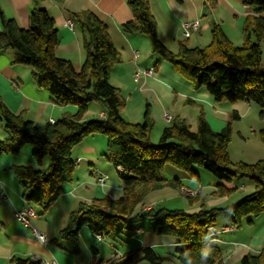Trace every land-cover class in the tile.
<instances>
[{
  "label": "trees",
  "instance_id": "1",
  "mask_svg": "<svg viewBox=\"0 0 264 264\" xmlns=\"http://www.w3.org/2000/svg\"><path fill=\"white\" fill-rule=\"evenodd\" d=\"M30 15L27 30L13 20L2 19L0 52L11 49L15 63L29 66L37 86L49 93L59 107L75 106V114H64L58 121L38 125L22 115L11 113L0 99V120L8 137L0 142V154H18L26 145L35 147L33 165L11 168L24 200L45 213L64 193L75 171L74 148L92 135H103L107 141L106 157L118 172L123 195L108 196L81 203L70 214L59 239L76 241L81 228L92 235L100 234L123 241L146 222L153 224V234L175 238L180 248L172 254H160L150 247L116 256L112 260L94 259L90 264H221L222 250L210 244L218 218L240 229L244 221L264 214V159L254 164L233 163L228 147L232 137V122L215 132L203 113L197 118L193 132L185 120L176 117L164 129L159 145L151 142L153 121L146 113L142 124L126 122L121 113L126 103L119 89L108 80L109 70L121 62V54L111 41L107 27L91 12L72 14L74 26L83 34L85 61L80 72L70 62L60 59L58 31L53 19L38 6ZM215 0H210L214 8ZM245 7L243 43L235 45L220 25L212 24L211 44L205 48H190L179 44L176 53L167 50L157 37V23L151 12L150 0H128L133 19L122 25L127 35H145L154 41V54L176 66L197 89H205L216 103L247 102L260 108L264 119V0H242ZM91 103H99L105 116L85 120ZM232 120H239L237 112ZM264 142V133L261 136ZM44 158L49 164L42 169ZM166 166L181 170L199 179L196 168L212 174L220 183L210 196L231 197L238 188H229L234 179H247L253 191L232 205L207 207L199 203L196 193L186 197L191 209L156 207L144 210L147 197L157 191H182L178 179L168 180ZM193 208V209H192ZM194 209H197L193 211ZM124 242V241H123ZM11 264H41L30 258H12ZM240 264H264V248L249 253Z\"/></svg>",
  "mask_w": 264,
  "mask_h": 264
},
{
  "label": "crops",
  "instance_id": "2",
  "mask_svg": "<svg viewBox=\"0 0 264 264\" xmlns=\"http://www.w3.org/2000/svg\"><path fill=\"white\" fill-rule=\"evenodd\" d=\"M150 1L151 12L157 23V37L171 52L176 53L180 43H185L190 48L209 46L213 23L220 25L227 38L235 45L243 43L245 7L242 0H215L214 8H211L210 0ZM35 4L34 0H0V31L3 29L1 17L13 20L20 29L27 30ZM38 6L55 23L59 42L57 56L70 62L76 72H80L86 56L82 48L83 34L76 26H69L70 16L91 12L107 27L111 41L121 54V62L108 72L109 83L119 89L126 103L121 117L126 122L142 124L147 113L154 121L151 140L160 139L164 129L170 125L164 118L165 114L171 117V121L176 117L184 120L189 115L188 107L195 109L196 103L209 101L208 97L213 100L205 89H197L194 84L191 86L179 77L176 66L165 61L159 62L161 58L153 53L154 41L151 37L127 35L123 32L122 25L133 19L128 0H41ZM196 20L200 22L199 29L193 31L189 38H183L182 24ZM15 58L16 53L11 49L0 52V99L11 113L22 115L38 125L58 121L67 113H76L75 106L55 105L50 94L35 83L31 68L15 63ZM148 71L152 73L145 74ZM94 104L89 105L85 120H95L97 113V119L104 118L103 107ZM193 117L195 118L194 113ZM216 117L215 129H223L225 123L222 114H217ZM7 137L3 121L0 120V142ZM34 150V146L26 145L16 155L0 154V264H11L12 258H30L41 264L52 260L59 264H90L94 259L112 260L142 247L153 248L160 254H172L180 248L175 238L155 236L153 224L149 222L125 237L124 242L110 237L99 242L87 227L81 228L76 241L59 239L70 214L77 211L81 203H91L94 199L106 196L112 199L122 197L123 189L118 176L120 170L114 168L106 157L105 136L97 134L87 137L73 150L72 157L76 166L72 182L64 187L63 195L42 213L40 208L24 200L19 183L11 170L14 166L33 165ZM48 164V158H44L41 168H46ZM172 168L165 167L163 176L168 180L178 178L184 184L183 190L164 189L150 194L145 201L144 210L156 207L191 209L187 200L186 203L182 201L183 191L198 194L200 201L194 205L195 208L200 203L207 207L228 206L240 199L237 197L236 200L234 195L229 198L210 196L214 188L208 190L200 175L197 179ZM101 179H104L103 183H100ZM227 186L237 188L234 183ZM177 205L180 208H175ZM26 207H31L36 214L35 217L28 218L29 227L16 218V214ZM195 210L197 209L193 211ZM260 220L264 221V214L247 222L255 225ZM228 225L229 221L218 218L215 228ZM33 230L45 235L47 243L38 242ZM237 231L217 232L209 242L222 250L221 264H240L246 255L257 253L263 247L259 244L250 248L233 235ZM257 237L263 243L264 235L258 234Z\"/></svg>",
  "mask_w": 264,
  "mask_h": 264
},
{
  "label": "rangeland",
  "instance_id": "3",
  "mask_svg": "<svg viewBox=\"0 0 264 264\" xmlns=\"http://www.w3.org/2000/svg\"><path fill=\"white\" fill-rule=\"evenodd\" d=\"M205 47V46H204ZM159 57V56H157ZM164 61L160 59L159 62ZM156 66H158L156 64ZM263 66H264V42H263ZM177 75L186 80L191 86L193 85L187 78H185L178 70ZM201 96V95H200ZM209 101H204L202 103H196L197 107L195 109L192 107H188V113L186 123L190 126L193 132L197 130V118L203 113L206 120L209 122L211 128L215 132H219L222 129H215L217 125L215 121H217V114H222L223 123L228 121L232 122V137L231 142L228 147V153L231 161L233 163L244 162L247 164H254L260 160L264 159V142L261 139L262 134L264 133V119L260 117V108L255 104H248L247 102H237V103H216L210 97H208ZM203 101V100H202ZM94 105L100 106L99 103H95ZM195 114V118L193 117V113ZM217 112V114H216ZM233 112H237L240 116L239 120H232L231 114ZM98 114V113H97ZM96 114L98 118V115ZM153 121V119H150ZM224 125V126H225ZM153 129H154V121H153ZM153 132V130H152ZM152 144L159 145L160 139L151 140ZM167 167V166H166ZM172 167V166H170ZM174 171H178L179 173H185L177 168ZM196 171L202 178V183L211 191V189L215 190V187L220 182L209 172L201 168H196ZM178 179V178H177ZM233 183L238 188V191L234 194V197H240L239 200H242L244 197L249 195L252 192V183L247 179L236 178ZM244 187V188H243ZM209 192V191H208ZM196 193L194 192V195ZM183 195H186L185 193ZM188 195V194H187ZM193 195V196H194ZM181 196V195H180ZM191 196V195H189ZM191 196V197H193ZM183 198L182 201L186 203V198ZM181 199V198H180ZM235 201V202H237ZM187 205V204H186ZM174 207V206H173ZM175 208H180L178 205ZM222 218V217H220ZM254 220V218H253ZM251 223V222H250ZM247 221H244L240 229L237 233H234L235 237H238V240H241L245 244H247L250 248L251 246H263L261 243V238L257 237V235H264V221L260 220V222L254 221L255 225L250 224ZM257 239V241H255Z\"/></svg>",
  "mask_w": 264,
  "mask_h": 264
},
{
  "label": "built area",
  "instance_id": "4",
  "mask_svg": "<svg viewBox=\"0 0 264 264\" xmlns=\"http://www.w3.org/2000/svg\"><path fill=\"white\" fill-rule=\"evenodd\" d=\"M68 24L70 27L74 26L72 21H68ZM199 27H200V22L198 20L193 21V22L183 23L181 26L182 37L185 39L189 38L191 36V33L193 31H197L199 29ZM151 73H152V71H148L145 74L150 75ZM164 118L167 122H171V117L168 114H165ZM52 123H54V122L52 121ZM118 169L121 171L120 167H118ZM103 182H104V179H101L100 183H103ZM184 193L186 195L187 194L191 195V196L194 195V192H191V191L190 192L189 191H183L182 194H184ZM35 216H36L35 211L31 207H26L23 211L18 212L16 214L17 220L27 227L30 226L28 218L35 217ZM233 230H235V227L232 224L228 225L227 227H221L220 229H216L215 227H211L209 229V231L211 232L212 235H214L217 232H226V231H233ZM33 233H34L35 239L38 242H40L42 244L47 243V239H46L45 235H43L42 233H39L35 230H33ZM93 237L99 242L105 241V237L103 235L95 234V235H93ZM47 264H59V263L55 260H52L51 262H49Z\"/></svg>",
  "mask_w": 264,
  "mask_h": 264
}]
</instances>
